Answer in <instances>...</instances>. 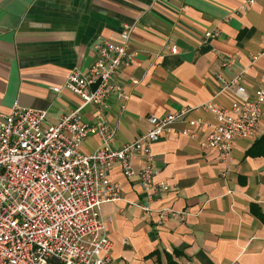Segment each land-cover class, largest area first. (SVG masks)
I'll return each mask as SVG.
<instances>
[{
  "label": "crops",
  "instance_id": "crops-1",
  "mask_svg": "<svg viewBox=\"0 0 264 264\" xmlns=\"http://www.w3.org/2000/svg\"><path fill=\"white\" fill-rule=\"evenodd\" d=\"M243 2L0 0V112L15 104L40 108L52 124L78 108L80 98L52 87L73 69L88 70L94 44L119 43L124 23L134 26L133 57L116 77L125 98L112 94L103 106L82 105L83 119L103 117L119 147L147 130V117L192 109L151 148L157 178L172 184L151 206L184 214L158 223L137 207L147 202L138 178L124 177L118 165L109 171L120 199L103 203L100 212L122 264H264V221L252 211L264 214V104L254 136L237 139L226 156L201 144L215 122L200 106L235 100L233 91H219V76L240 74L249 98L264 85V0L241 8ZM207 31L214 37L206 39ZM196 117L205 124L191 127L187 121ZM183 128L192 133L180 135ZM99 144L89 135L81 151Z\"/></svg>",
  "mask_w": 264,
  "mask_h": 264
},
{
  "label": "built area",
  "instance_id": "built-area-1",
  "mask_svg": "<svg viewBox=\"0 0 264 264\" xmlns=\"http://www.w3.org/2000/svg\"><path fill=\"white\" fill-rule=\"evenodd\" d=\"M254 1L244 0L241 8ZM122 25L119 43L94 44L96 58L88 70L73 69L62 85L52 87L80 98L78 108L52 124L40 108L15 104L9 113L0 112V264H122L112 255L113 241L100 212L103 203L120 199L119 184L109 179L114 165L124 177L138 178L147 202L137 207L155 214L158 223L184 214L171 206H151L172 187L157 178L151 148L192 109L147 117V130L119 147L113 144L114 128L103 117L88 123L80 112L88 103L103 106L112 94L125 98L116 77L133 57L128 42L134 26ZM214 35L211 31L204 34L206 39ZM171 52L177 49L172 47ZM219 79V91H233L235 100L224 107L211 101L200 106L212 113L215 122L201 144L226 156L237 139L254 136L264 104V85L249 98L240 74L232 80ZM187 123L193 128L205 124L200 117ZM178 133L192 132L183 128ZM89 135H97L100 144L84 153L81 146ZM134 158L140 160L138 168ZM230 264L239 263L234 259Z\"/></svg>",
  "mask_w": 264,
  "mask_h": 264
},
{
  "label": "trees",
  "instance_id": "trees-1",
  "mask_svg": "<svg viewBox=\"0 0 264 264\" xmlns=\"http://www.w3.org/2000/svg\"><path fill=\"white\" fill-rule=\"evenodd\" d=\"M264 142V138H260L259 142ZM253 213L258 216L262 221H264V214H262L260 211L256 210L254 207H252Z\"/></svg>",
  "mask_w": 264,
  "mask_h": 264
}]
</instances>
